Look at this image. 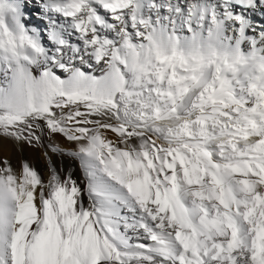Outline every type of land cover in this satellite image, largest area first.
I'll use <instances>...</instances> for the list:
<instances>
[{
	"label": "snow or ice",
	"instance_id": "1",
	"mask_svg": "<svg viewBox=\"0 0 264 264\" xmlns=\"http://www.w3.org/2000/svg\"><path fill=\"white\" fill-rule=\"evenodd\" d=\"M0 141V264H264V0H0Z\"/></svg>",
	"mask_w": 264,
	"mask_h": 264
},
{
	"label": "bare ground",
	"instance_id": "2",
	"mask_svg": "<svg viewBox=\"0 0 264 264\" xmlns=\"http://www.w3.org/2000/svg\"><path fill=\"white\" fill-rule=\"evenodd\" d=\"M35 23V21H34ZM0 157H7L14 168H19L21 160L30 161L42 175L47 174V161L43 156L44 149L39 147H30L28 145L17 146L11 141H0ZM53 162L58 170L74 169L76 175H79V165L67 157L54 156Z\"/></svg>",
	"mask_w": 264,
	"mask_h": 264
},
{
	"label": "rangeland",
	"instance_id": "3",
	"mask_svg": "<svg viewBox=\"0 0 264 264\" xmlns=\"http://www.w3.org/2000/svg\"><path fill=\"white\" fill-rule=\"evenodd\" d=\"M34 21H35V15L33 14V21L32 22L34 23Z\"/></svg>",
	"mask_w": 264,
	"mask_h": 264
}]
</instances>
